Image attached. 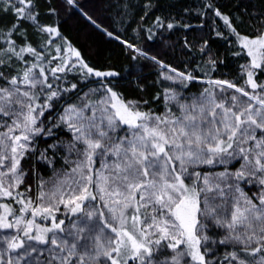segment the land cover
<instances>
[{"label": "snow or ice", "instance_id": "1", "mask_svg": "<svg viewBox=\"0 0 264 264\" xmlns=\"http://www.w3.org/2000/svg\"><path fill=\"white\" fill-rule=\"evenodd\" d=\"M0 264H264V0H0Z\"/></svg>", "mask_w": 264, "mask_h": 264}]
</instances>
